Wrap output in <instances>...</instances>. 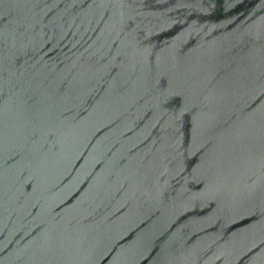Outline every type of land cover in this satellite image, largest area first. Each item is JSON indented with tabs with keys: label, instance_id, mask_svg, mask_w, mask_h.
Masks as SVG:
<instances>
[{
	"label": "water",
	"instance_id": "obj_1",
	"mask_svg": "<svg viewBox=\"0 0 264 264\" xmlns=\"http://www.w3.org/2000/svg\"><path fill=\"white\" fill-rule=\"evenodd\" d=\"M0 264H264V0H0Z\"/></svg>",
	"mask_w": 264,
	"mask_h": 264
}]
</instances>
